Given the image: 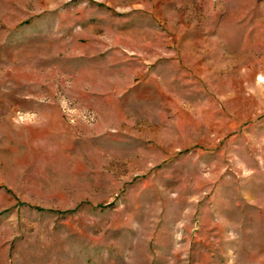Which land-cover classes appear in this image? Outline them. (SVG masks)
<instances>
[{
    "label": "rangeland",
    "instance_id": "1",
    "mask_svg": "<svg viewBox=\"0 0 264 264\" xmlns=\"http://www.w3.org/2000/svg\"><path fill=\"white\" fill-rule=\"evenodd\" d=\"M0 264H264V0H0Z\"/></svg>",
    "mask_w": 264,
    "mask_h": 264
}]
</instances>
